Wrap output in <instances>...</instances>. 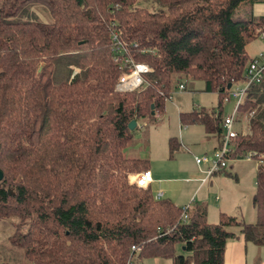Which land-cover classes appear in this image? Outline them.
I'll list each match as a JSON object with an SVG mask.
<instances>
[{
	"label": "trees",
	"instance_id": "1",
	"mask_svg": "<svg viewBox=\"0 0 264 264\" xmlns=\"http://www.w3.org/2000/svg\"><path fill=\"white\" fill-rule=\"evenodd\" d=\"M34 3L47 22L18 16ZM254 4L264 0H0V223L25 264H223L228 242L264 247V70L237 107L246 133L226 157L255 161L253 223L220 213L210 224L198 206L182 222V208L128 182L148 160L124 155L137 122L193 82L216 109L180 113V127L199 125L220 146L222 102L264 34ZM124 59L150 69L130 93L114 90ZM178 149L170 139L169 154Z\"/></svg>",
	"mask_w": 264,
	"mask_h": 264
},
{
	"label": "rangeland",
	"instance_id": "2",
	"mask_svg": "<svg viewBox=\"0 0 264 264\" xmlns=\"http://www.w3.org/2000/svg\"><path fill=\"white\" fill-rule=\"evenodd\" d=\"M150 10L148 4H140ZM18 14L20 17L47 22L49 20L47 6L43 3H34L31 8ZM251 15L264 17V4H254L251 7ZM248 60L259 57L264 58V37L256 38L245 47ZM239 86V85H238ZM234 85L231 90H234ZM234 101H223L221 105L222 118L232 113ZM162 117L149 121L142 125L137 122L133 131V151H126V157L146 159L149 162V173L152 175L153 184H150L152 194L163 193V198L178 203V208L191 206H206L209 213L210 224L217 222L219 214L235 216L245 223L255 221V211L251 205V197L255 189V161L224 160V173L206 183L200 191H193L196 179L200 182L204 178L205 171L210 167L211 162L216 161L218 144L215 148L213 142H205L201 137L200 127L180 128L178 113L185 110L202 108L204 111L216 109V97L212 93H203L200 82L186 83L183 91H173L171 101L164 102ZM246 119L239 116L233 126L236 134L246 133ZM175 139L179 144L177 153L169 154L168 141ZM210 160L208 163H201L200 169L195 165L194 159ZM202 173V176H201ZM133 176V175H132ZM132 176L128 182H132ZM144 190V189H143ZM178 201H177V200ZM12 227L10 223H0V263L2 264H25L22 258V251L12 247L8 237ZM176 253L180 254L179 247ZM254 260V263H252ZM247 264H264V247L254 248L247 244ZM260 262V263H259ZM134 264H171L170 260H140Z\"/></svg>",
	"mask_w": 264,
	"mask_h": 264
},
{
	"label": "built area",
	"instance_id": "3",
	"mask_svg": "<svg viewBox=\"0 0 264 264\" xmlns=\"http://www.w3.org/2000/svg\"><path fill=\"white\" fill-rule=\"evenodd\" d=\"M264 34L260 36L263 38ZM116 36H112V42L114 46L112 48L113 52H117L121 49V45L117 44ZM123 71L120 73L119 77L114 86V90L118 93H130L139 89L143 85V76L150 72V69L143 65L134 63L129 59H124L122 61ZM264 70V58L260 55L257 58H254L249 61L245 69V81L240 83V87H235L234 90H230L227 99H224L225 102L232 99L234 101V107L230 116L222 119V129L223 133L220 138V146L218 147V152L216 156V161L210 163V167L205 171V178L211 177L214 173L222 171L225 168L224 160L231 153V144L230 141L236 136V133L233 130L234 124L237 122V107L241 103L245 90L250 84L259 83ZM178 91H183V86L179 85L177 88ZM170 97H168V100ZM244 159L251 160V155H246ZM209 159L204 157L203 159H194L195 165H201V163H208ZM152 182L151 175L149 171H144L139 174L132 176V182L135 187L139 189H146L149 184ZM162 194L157 192L154 195L155 199H160ZM186 211L187 207H183L181 210L180 219L182 222L186 220ZM134 251V248H131ZM126 264H131L127 262Z\"/></svg>",
	"mask_w": 264,
	"mask_h": 264
},
{
	"label": "crops",
	"instance_id": "4",
	"mask_svg": "<svg viewBox=\"0 0 264 264\" xmlns=\"http://www.w3.org/2000/svg\"><path fill=\"white\" fill-rule=\"evenodd\" d=\"M202 90H203V86H202ZM203 92V91H202ZM203 93H205V92H203ZM171 101V100H170ZM164 109V108H163ZM192 110H195V109H192ZM192 110H185V111H183V112H179L178 113V116H179V114L180 113H188V112H191ZM196 110H198V109H196ZM199 110H203L204 111V109H202V108H199ZM163 115V114H162ZM162 115L160 116V117H162ZM155 120H157V118L155 119ZM178 122H179V120H178ZM143 125V124H142ZM179 126H180V124H179ZM200 127L201 129H202V127L201 126H199V125H191V126H185V127H183V128H191V127ZM180 128H182V127H180ZM201 132V137L203 138V140L205 141V142H213L214 143V146L212 147V149H214L215 148V146H216V144H217V139L216 138H214L213 136H207V135H205V133L203 132V129H202V131H200ZM134 149H132L131 151H133ZM178 152V150L175 152V153H177ZM230 160H232V159H230ZM237 160H244V159H237ZM245 162H250V161H246V160H244ZM252 161V160H251ZM197 166V165H196ZM200 166L201 165H198L197 167L200 169ZM220 173H224L225 174V172H224V169L222 170V171H219V172H216V173H214L211 177H209V178H205V174H204V178L202 179V181L200 182V179H196V181H194V183H196V185L194 186V188H193V191H200L202 188H203V186L206 184V183H211V180L214 178V177H216V176H218ZM151 175V174H150ZM152 176V175H151ZM201 176H202V173H201ZM152 178V177H151ZM150 184H153V179H152V182L150 183ZM150 184H149V188H150ZM161 194H162V198H163V193L162 192H160ZM177 200V199H176ZM171 201V200H170ZM178 201V200H177ZM174 205H178V203H176V202H174V201H171ZM187 207H188V210L190 209V207H192L191 206V204H188L187 205ZM198 207H200V208H203L204 209V219H205V221L207 222V223H210V222H208L207 221V219H209V213H208V211H207V208H205L206 206H203V205H201V206H198ZM247 244H250V243H246V242H244L242 239H237V240H235V241H231V242H228L227 244H226V246H225V250H224V256H223V264H247V261H246V250H247ZM252 245V244H251ZM254 248H262V247H256V246H254V245H252ZM156 260H159V259H152L151 261L152 262H156ZM160 261V260H159ZM252 263H254V260H252ZM260 263V262H259Z\"/></svg>",
	"mask_w": 264,
	"mask_h": 264
},
{
	"label": "water",
	"instance_id": "5",
	"mask_svg": "<svg viewBox=\"0 0 264 264\" xmlns=\"http://www.w3.org/2000/svg\"><path fill=\"white\" fill-rule=\"evenodd\" d=\"M229 85L227 86V88L226 89H229ZM151 115H152V112L150 113ZM127 127H128V130H133V128L135 127V123L133 122V121H131L128 125H127ZM0 179H1V173H0Z\"/></svg>",
	"mask_w": 264,
	"mask_h": 264
}]
</instances>
